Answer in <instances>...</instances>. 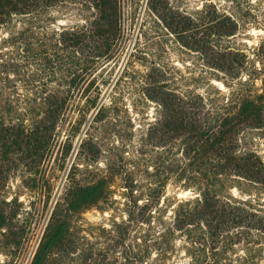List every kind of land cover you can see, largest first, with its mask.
<instances>
[{
    "label": "rangeland",
    "instance_id": "374dc122",
    "mask_svg": "<svg viewBox=\"0 0 264 264\" xmlns=\"http://www.w3.org/2000/svg\"><path fill=\"white\" fill-rule=\"evenodd\" d=\"M48 1L0 23V121L31 129L46 95L70 93L45 151L21 136L0 153V264H264V183H218L249 219L217 249L203 223L173 227L203 181L180 139L157 137L156 98L193 97L213 122L238 116L246 97L263 95L264 110V0H115L118 35L108 50L106 33L102 56L61 42L90 28L94 2ZM252 124L237 127L238 149L264 163V118ZM96 183L102 198L71 209L70 191ZM54 210L64 242L34 263Z\"/></svg>",
    "mask_w": 264,
    "mask_h": 264
},
{
    "label": "trees",
    "instance_id": "16d2710c",
    "mask_svg": "<svg viewBox=\"0 0 264 264\" xmlns=\"http://www.w3.org/2000/svg\"><path fill=\"white\" fill-rule=\"evenodd\" d=\"M98 11V17L90 28L64 30L61 34V42L73 47L84 46L83 52L89 48L91 56L106 54V33L111 43L117 37L115 31L118 22V10L115 0H92ZM48 0H0V23L8 22L14 14H29L39 11ZM101 39L100 43L89 46L86 39ZM157 100L163 108V116L159 121L161 127L157 137L163 141V137L171 140L180 139L183 145V155L189 160V165L201 174L202 187L201 198L196 202L182 203L176 210L173 227L183 229L196 223H203L210 236L213 249L219 243L220 235L232 228L242 227L247 223L249 215H245L246 208L219 194L217 187L224 176H242L249 180L264 183V163L254 152L242 153L238 149L237 127L251 121L252 125L261 126L264 118L263 98H244L238 116L225 117L223 120L212 121L206 113L200 109L193 97H182L174 92L161 91ZM70 93H67V97ZM67 97L46 95L44 103L46 114L34 124L31 129H23L22 126L8 125L0 121V153L16 143L21 136L33 138L38 150L45 151L49 145V139L55 129ZM159 130V129H158ZM12 140V141H11ZM20 144L19 142H17ZM161 143V142H160ZM214 162V163H213ZM104 192V185L91 184L84 188H73L69 195L70 208L78 209L82 206L99 201ZM62 214L54 210L47 233L42 240L35 255L36 263L42 255L50 252L53 247L61 246L66 235V223L62 220ZM250 226V225H249ZM22 231V230H21ZM20 233V234H19ZM19 234V235H18ZM24 232H18L17 237H22ZM199 264H219L216 261H205Z\"/></svg>",
    "mask_w": 264,
    "mask_h": 264
}]
</instances>
